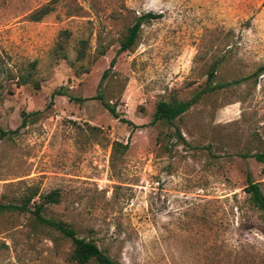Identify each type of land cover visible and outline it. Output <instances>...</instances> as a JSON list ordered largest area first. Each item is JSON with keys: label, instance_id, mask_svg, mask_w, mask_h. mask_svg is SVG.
<instances>
[{"label": "rangeland", "instance_id": "1", "mask_svg": "<svg viewBox=\"0 0 264 264\" xmlns=\"http://www.w3.org/2000/svg\"><path fill=\"white\" fill-rule=\"evenodd\" d=\"M146 13L158 17L121 50ZM219 58L222 81L264 64V0H0V203L59 190L44 214L119 264H264V223L244 192L249 171L264 189L252 157L264 150V73L204 95L179 130L153 122ZM70 250L30 212L0 211V264H76Z\"/></svg>", "mask_w": 264, "mask_h": 264}, {"label": "trees", "instance_id": "2", "mask_svg": "<svg viewBox=\"0 0 264 264\" xmlns=\"http://www.w3.org/2000/svg\"><path fill=\"white\" fill-rule=\"evenodd\" d=\"M53 10V6L48 3L40 7L37 11L31 14L33 20H40L45 15L50 13ZM158 17L152 13H146L141 16H138L135 22L128 28L126 34L121 39V50H132L136 45L141 26L145 22H149L151 18ZM223 58H219L212 65L207 78V83L204 87L198 90L191 98H178L176 95H172L170 100H163L157 104L156 111L153 116V122L164 121L167 124L175 126V120L181 117L187 110L192 106L196 105L204 95L210 92L217 90H224L234 85L240 84L243 81L250 79L256 80L258 77L264 73V64L259 66L252 74L243 76L241 78L222 81L217 80L216 71L218 66L222 63ZM114 60L112 61V65ZM109 70H106L101 78L100 88L103 85L104 79L106 78ZM31 74L21 75L23 83H27L30 80ZM96 98H99L104 106L115 116L119 117L117 112L116 105L111 104L109 100H106L104 93L100 90L96 95ZM77 101H82L81 98H74ZM28 114L24 113L23 125L26 124ZM129 124H133L129 120L122 119ZM179 130L178 126H175ZM9 134V130H5L0 127V140L6 137ZM179 137H183L179 131ZM183 139V138H182ZM128 147V144L122 142H115L114 144V155L116 153H124ZM258 162L264 163V150L256 152L252 155ZM244 192L247 194V200L249 203L256 208L261 215V218L264 223V189L262 183L254 181L251 172L247 174V183L244 186ZM39 197L36 199V197ZM60 191L53 190L47 194H39L38 191L30 192L25 195L20 204L15 203H0V211H12V212H25L28 211L32 214L34 221L38 225H42L47 229L53 230L67 238L71 241V250L69 253V259L71 262L76 264H87L90 261H95L97 264H119L114 261L110 256H108L93 239H87L85 237L79 236L76 228L69 222L61 219L49 217L44 214L46 207L51 203H58L60 200ZM31 203L33 206L31 207Z\"/></svg>", "mask_w": 264, "mask_h": 264}]
</instances>
